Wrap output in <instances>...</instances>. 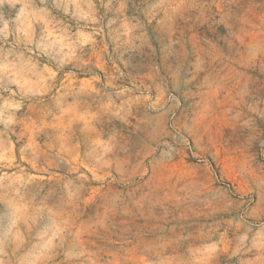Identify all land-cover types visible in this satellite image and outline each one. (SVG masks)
Listing matches in <instances>:
<instances>
[{
    "label": "rangeland",
    "instance_id": "1",
    "mask_svg": "<svg viewBox=\"0 0 264 264\" xmlns=\"http://www.w3.org/2000/svg\"><path fill=\"white\" fill-rule=\"evenodd\" d=\"M169 2H0V261L264 264V0Z\"/></svg>",
    "mask_w": 264,
    "mask_h": 264
},
{
    "label": "clouds",
    "instance_id": "2",
    "mask_svg": "<svg viewBox=\"0 0 264 264\" xmlns=\"http://www.w3.org/2000/svg\"><path fill=\"white\" fill-rule=\"evenodd\" d=\"M0 2H2V0H0ZM77 7V15L79 16L80 19L82 20H91L93 23L96 22L95 20V16H90L88 14L82 13L79 11V4L76 5ZM89 8H92L93 6L91 4L88 5ZM172 7V4L169 2V0H155V3L150 5V9H149V14L152 16V18H154V13L155 11L158 9L160 11H167L168 9H170ZM44 11V10H42ZM65 12H67V6L65 7ZM24 11L23 9L21 10L20 13V17H23ZM19 20V25L16 28V33L17 35H24L25 37H27L28 33L25 30V26H23L24 22L23 20ZM0 22H2V27H0V36H2L5 40L8 38V36L10 35V29H9V22L5 19H3L2 15H0ZM26 27L28 29L31 28V24H27ZM51 35V34H49ZM125 35H128V33L126 32ZM48 40V36H45L42 40L41 43L37 44V47L41 49V51L47 53L52 45L49 43H45L44 41ZM29 44L32 43L31 39L29 38L27 41ZM92 42V35L89 34H85L84 32H78L77 33V40L75 41L76 44H78L80 47H83L89 43ZM56 43H60V41H56ZM67 46V45H65ZM72 54L74 55L75 52L73 50ZM257 53L253 52L251 55H256ZM11 55H16V59L17 61L23 62L25 65L31 64V60L29 59L28 61H24L23 58V53H19V54H15L12 51L6 52L4 54V59H5V64H4V69L5 71H7L9 69V67L15 68L16 65L12 64L10 65L9 63H7V58L8 56ZM199 62V63H197ZM203 64L204 67L203 68H199V65ZM189 65H195L194 67H192L191 69L186 67L185 68V73H187L188 71H193L196 75H200L203 79H211L212 77V62L211 61H206L204 59H202L201 57H196L195 60H189ZM36 67L35 64H31V68L34 69ZM199 68V71H197V69ZM15 75V73L13 74ZM185 79H187V75H185ZM12 83H19L18 80L16 79H12L11 80ZM223 87L222 84H217V88ZM29 91H31L29 89ZM13 107L15 109H19L21 107L20 103H15L12 105H6V107ZM0 115H3L2 113H0ZM5 125H9V124H13L15 123V117L14 115H9V116H5V118L2 121ZM15 228V224L12 225L11 228H9L5 234L0 237V253H3L6 255V252L4 251L5 248L7 247V245L9 244H15L17 248H19L21 246V244L23 243L22 237L20 235V233L17 232H13V229ZM56 234H53L51 236V238H49L47 240V242L42 246L41 250H40V254L36 256V259H40L41 256H43L48 250H50L53 247V240H55ZM248 237L247 235H243L240 237V243L241 245L244 243L245 240H247ZM212 250H215V245L212 246ZM0 264H5L4 261H0ZM19 264H35V261H27L24 258H21V260L19 261Z\"/></svg>",
    "mask_w": 264,
    "mask_h": 264
}]
</instances>
